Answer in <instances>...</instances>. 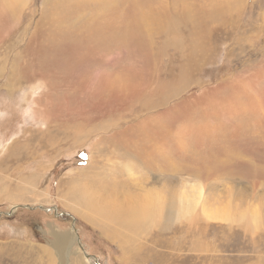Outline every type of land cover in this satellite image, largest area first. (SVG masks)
<instances>
[{
  "label": "rangeland",
  "instance_id": "1",
  "mask_svg": "<svg viewBox=\"0 0 264 264\" xmlns=\"http://www.w3.org/2000/svg\"><path fill=\"white\" fill-rule=\"evenodd\" d=\"M0 264H264V0H0Z\"/></svg>",
  "mask_w": 264,
  "mask_h": 264
},
{
  "label": "bare ground",
  "instance_id": "2",
  "mask_svg": "<svg viewBox=\"0 0 264 264\" xmlns=\"http://www.w3.org/2000/svg\"><path fill=\"white\" fill-rule=\"evenodd\" d=\"M120 1V0H119ZM117 6V5H116ZM126 6H128V5H126ZM117 8V7H116ZM115 8V9H116ZM55 11V10H54ZM122 14V13H121ZM119 15V14H118ZM71 16V15H70ZM66 18V17H65ZM64 18V19H65ZM95 18V17H94ZM83 19V18H82ZM86 21V20H85ZM112 21V20H111ZM50 22V21H49ZM52 22V21H51ZM68 22H70V21H68ZM73 22V21H72ZM63 23V22H62ZM64 23H67L66 21L64 22ZM74 23H75V21H74ZM82 23V22H81ZM49 24H51V23H49ZM48 24V25H49ZM68 24V23H67ZM85 24V23H84ZM88 24V23H87ZM92 24V23H91ZM102 24V23H101ZM105 24V23H104ZM63 25H65V24H63ZM69 25V24H68ZM96 26V25H95ZM114 26V25H113ZM67 27V26H66ZM81 27V26H80ZM99 27V26H98ZM61 28V27H60ZM96 28V27H95ZM108 28V27H107ZM68 29V28H67ZM91 29H93V28H91ZM114 29H115V27H114ZM126 31V30H125ZM128 31V30H127ZM130 31V30H129ZM107 32V31H106ZM109 32V34H110V31H108ZM112 33H114L113 31H112ZM51 34V33H50ZM107 34V33H106ZM41 35V34H40ZM49 35V34H48ZM64 35V34H63ZM104 35V34H103ZM53 36H54V34H53ZM57 36V35H56ZM55 36V37H56ZM92 36V35H91ZM91 36H90V38H91ZM110 36V35H109ZM115 36V35H114ZM113 36V37H114ZM106 37H108V36H106ZM116 37H117V39H119L118 38V36H117V34H116ZM129 37V36H128ZM57 38V37H56ZM89 38V39H90ZM123 38V37H122ZM42 39V38H41ZM64 39V38H63ZM109 39V38H108ZM121 39V38H120ZM65 40V39H64ZM92 40V39H91ZM105 40V39H104ZM112 40H114V38L112 39ZM47 41H49V40H47ZM110 41V40H109ZM115 41V40H114ZM121 41H122V39H121ZM123 41H124V39H123ZM122 41V42H123ZM76 42V41H75ZM80 42V41H79ZM49 43V42H48ZM70 43H72V42H70ZM115 44V43H114ZM62 45V44H61ZM109 45V44H108ZM120 45V44H119ZM42 46H44V45H42ZM100 46H102V45H100ZM49 47H51V46H49ZM96 47V46H95ZM104 47V46H103ZM113 47H115V46H113ZM59 48V47H58ZM58 48H57V50H58ZM115 49V48H114ZM85 50V49H84ZM108 50V49H107ZM47 51V50H46ZM50 52V51H49ZM43 54V53H42ZM39 55V54H38ZM44 55V54H43ZM46 55V54H45ZM40 58V57H39ZM45 60V59H44ZM39 62V61H38ZM45 67V66H44ZM56 67V66H55ZM99 198H101V197H99ZM97 199V198H96ZM95 199V200H96ZM102 199H104V198H102ZM93 200V199H92ZM89 201H91V200H89ZM102 201V200H101ZM108 201V204L111 206V205H116V204H114V203H110L112 200H107ZM139 201V200H138ZM95 202V201H94ZM104 202V201H103ZM125 202H128V201H125ZM83 204H84V202H82ZM87 203H89V202H86L85 201V204H87ZM92 203H93V201H92ZM121 203V205H122V202H120ZM98 204V203H97ZM104 204H106L105 202H104ZM123 204H124V202H123ZM88 205V204H87ZM99 206H100V204H98ZM98 205H97V207H98ZM128 205V204H127ZM94 206V205H93ZM103 206H105V205H103ZM106 206H107V204H106ZM105 206V207H106ZM110 206H109V208H110ZM118 206V205H117ZM123 206V205H122ZM88 207H89V205H88ZM92 207V206H91ZM91 207H90V209H91ZM94 207H96V205L94 206ZM93 207V208H94ZM96 207V208H97ZM101 207H102V205H101ZM108 207V206H107ZM112 207V206H111ZM121 207V206H120ZM99 208V207H98ZM97 208V209H98ZM104 208V207H103ZM113 208V207H112ZM122 208H124V207H122ZM122 208H115V206H114V208L112 209V210H115L114 212L113 211H111L110 213H109V211L111 210V209H109L107 212H105V210H104V212L107 214H105V216H106V218L108 217V219H109V217L110 218H114V219H116L120 214H126V215H128V216H130V217H128V219H131L132 218V220H134V221H136V219H134V218H139L141 215H145V213H147L148 211H147V209H145V206H143V207H139V206H136V208H133L134 209V211L132 210V209H122ZM129 208V207H128ZM101 211H102V209L101 208H99ZM94 210H95V208H94ZM99 210V211H100ZM91 211V210H90ZM98 211V212H99ZM95 212H97V210L95 211ZM103 212V211H102ZM102 212H100V213H102ZM94 213V212H93ZM99 214V213H98ZM104 214V213H103ZM104 217V216H103ZM124 217V216H123ZM105 218V217H104ZM125 218H127V216L125 217ZM124 218V219H125ZM121 219H123V218H121ZM142 219H143V217H142ZM116 220H118V219H116ZM121 221V220H120ZM131 220H129V222H130ZM130 223H132V222H130ZM127 224V226H129V224L128 223H126ZM135 225V224H134ZM126 226V227H127ZM133 225H130V227H132ZM136 226V225H135ZM133 228V227H132ZM74 238H75V233L74 232H71L69 235H66V236H64V235H56L55 237H54V240H53V248H54V250H55V252L57 253V255L59 256V258H61V259H63V256L62 255H64V253H65V249H66V247H69V245L72 243V241H74Z\"/></svg>",
  "mask_w": 264,
  "mask_h": 264
},
{
  "label": "water",
  "instance_id": "3",
  "mask_svg": "<svg viewBox=\"0 0 264 264\" xmlns=\"http://www.w3.org/2000/svg\"><path fill=\"white\" fill-rule=\"evenodd\" d=\"M40 208H42V207H40ZM43 209V208H42ZM45 209V208H44Z\"/></svg>",
  "mask_w": 264,
  "mask_h": 264
}]
</instances>
